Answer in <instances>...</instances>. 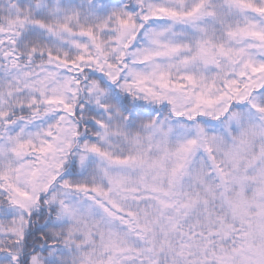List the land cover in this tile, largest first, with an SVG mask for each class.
Wrapping results in <instances>:
<instances>
[{"label": "snow or ice", "instance_id": "6c2138e0", "mask_svg": "<svg viewBox=\"0 0 264 264\" xmlns=\"http://www.w3.org/2000/svg\"><path fill=\"white\" fill-rule=\"evenodd\" d=\"M0 264H264V0H0Z\"/></svg>", "mask_w": 264, "mask_h": 264}]
</instances>
